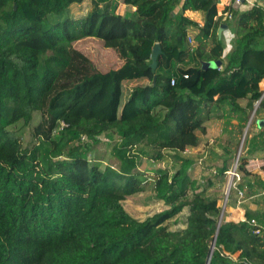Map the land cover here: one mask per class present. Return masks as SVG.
I'll return each mask as SVG.
<instances>
[{"label": "trees", "instance_id": "16d2710c", "mask_svg": "<svg viewBox=\"0 0 264 264\" xmlns=\"http://www.w3.org/2000/svg\"><path fill=\"white\" fill-rule=\"evenodd\" d=\"M85 1L0 0V264H264L255 213L219 227L218 200L203 196L182 155L200 145L219 100L264 110V8L124 0L136 10L123 16L116 0H90L84 18L67 16ZM186 11L204 12V25ZM222 24L235 35L231 49ZM190 29L200 44L212 40L207 61L221 70H202ZM35 113L36 144L26 148L15 126ZM83 136L114 139L117 166L102 169ZM150 184L165 209L140 220L125 202ZM185 209L186 227L170 230Z\"/></svg>", "mask_w": 264, "mask_h": 264}, {"label": "rangeland", "instance_id": "374dc122", "mask_svg": "<svg viewBox=\"0 0 264 264\" xmlns=\"http://www.w3.org/2000/svg\"><path fill=\"white\" fill-rule=\"evenodd\" d=\"M89 8L90 0L82 4H73L67 16L72 19H82L87 15ZM51 19L55 20V17L53 16ZM190 45L193 49V43ZM194 45H197V47L195 46L197 61H207L210 50L213 47L211 41L200 44L196 38ZM195 62L194 57H190L186 61V66H192ZM241 102L244 101L242 100ZM163 114L164 111L159 110L157 115L161 118ZM39 119L40 115L35 113L32 123L28 126L24 125L23 122L15 126L26 148H31L36 144L32 128L38 123ZM262 119H264V110L259 109L258 105L255 113L248 114L242 110H231L230 107L227 108L225 105L219 106L217 102L214 104L210 118L206 123L207 133L203 135L198 132L201 138L199 148H190L182 154L194 161L190 176L199 183L200 192H202L203 196L207 199L218 200L219 206L223 211L222 223L229 220H238L239 217H242L244 211L247 210L246 206H243L241 211H237L234 208L232 201L236 198L235 193L228 191L231 175H222V169L226 167L229 172L233 171L236 166L239 167L238 171L243 177L240 184L242 188L243 181L247 177L250 178L249 174L251 175L246 166L251 162L260 165L264 161V127L259 128L257 125V121ZM99 138H101L100 143L96 145L88 139L84 141L90 144L91 152L89 157L100 163L102 169L107 165L116 167L117 163L112 157L114 139L109 136ZM239 153L240 157L239 161H237ZM173 155L174 153L166 155V163L172 167H174ZM253 176L262 178L260 171L253 172ZM255 191L259 193L261 190L256 189ZM245 199H247V191ZM125 207L131 215L140 220H144L148 216L165 209L163 203L157 200L152 184L146 186L143 192L127 198ZM188 214L189 210L185 209L182 214L168 222L167 226L169 229L172 231L184 229Z\"/></svg>", "mask_w": 264, "mask_h": 264}, {"label": "crops", "instance_id": "0c3cea01", "mask_svg": "<svg viewBox=\"0 0 264 264\" xmlns=\"http://www.w3.org/2000/svg\"><path fill=\"white\" fill-rule=\"evenodd\" d=\"M252 1L254 4L261 6L264 8V0H245L244 6L241 8L240 11H245L247 9H249V5H247L248 2ZM117 4H118V12L123 15H129L135 12L136 8L126 5L124 4V0H116ZM233 2L234 0H221L220 1V10L223 11L225 9V7H233ZM185 16L190 18L192 21L200 24L201 26L204 25L205 22V14L204 12H199V11H186L185 12ZM228 26V25H227ZM198 35V30L195 29H190L188 32V38H192L194 39L193 42V53L197 54V51L195 52V49L197 47V45H194L196 38ZM219 35V33H218ZM224 37L225 43L226 45L229 47V49L231 48L232 43H234L235 41V35L234 33L231 31V29L229 28H225L224 31L222 32V34L219 36V38ZM212 43V40H209ZM196 46V47H195ZM192 57V56H191ZM186 66V63H185ZM244 102H241V101ZM238 99L237 103L239 104V106L241 107L240 110H242L245 105H246V99ZM218 101L219 106L225 105L227 108L230 107L231 110H234L231 103L228 100L225 101ZM257 107V106H256ZM234 111H238V110H234ZM244 111V110H242ZM226 121V120H223ZM199 148V147H197ZM196 149V148H194ZM262 164L258 165V164H254L253 162H251L249 165L246 166L247 170L251 173V175L249 174L248 176H250V178H246L243 181L242 184V189L247 191V199L245 201V204L243 206H246V209L249 211H252L255 213L256 215V220L257 222L260 224H262L264 226V196H262L260 193L262 192V190L264 189V174L263 171L260 169V166ZM260 171L262 174V178H255L253 176V172H257ZM260 174V173H258ZM242 175V174H241ZM243 178V177H242ZM244 186V188H243ZM256 189H260L261 191L258 193L255 190ZM236 200V198H235ZM245 213V211H244ZM240 218V217H239Z\"/></svg>", "mask_w": 264, "mask_h": 264}, {"label": "built area", "instance_id": "2783aa9c", "mask_svg": "<svg viewBox=\"0 0 264 264\" xmlns=\"http://www.w3.org/2000/svg\"><path fill=\"white\" fill-rule=\"evenodd\" d=\"M244 4H246L245 0H234L232 8H233L234 11H239L244 6ZM247 5H249V7L251 8V7H254L256 4H254L252 1H250V2L247 3ZM228 17L231 18V15H228ZM188 40H189L190 44L193 43V39L192 38H188ZM171 84H172V86H175V80H173ZM82 141H86V138L84 136L82 137ZM261 164L262 165L260 166V169L263 171V174H264V161ZM227 174L231 175L230 176V183H229V190L228 191L230 193H235V197H236V200H233L232 204L234 205V208L237 211H241L242 207H243V205H244V203L246 201V199H245L246 191L244 189H242L241 186H240L241 181H242V175L239 173L237 166L235 167V169L233 171L227 172ZM260 194L262 196H264V189L262 190V192ZM238 220L245 221L244 214ZM251 223L253 225H257V220L256 219H252ZM262 233H264V229H261L259 227L256 230V234H262Z\"/></svg>", "mask_w": 264, "mask_h": 264}, {"label": "water", "instance_id": "95a60500", "mask_svg": "<svg viewBox=\"0 0 264 264\" xmlns=\"http://www.w3.org/2000/svg\"><path fill=\"white\" fill-rule=\"evenodd\" d=\"M15 10H17V5H15ZM225 28H228V26L226 24H222L220 29H219V36L222 34V32L224 31ZM162 53L161 50V46L159 44H157L151 54V60H152V64L151 67L155 70L158 64V57L159 55ZM202 64V70H221L222 66H223V62L220 60H213V61H204L201 63ZM259 106V105H258ZM257 110V107L255 108V110L253 111V113H255ZM257 125L259 128H263L264 127V119L262 120H258L257 121ZM239 157H240V153L237 157V161H239ZM222 216H223V211L220 217V221H219V227L222 224ZM216 240H217V235L215 236L212 244H211V248H210V254H209V259L208 262H210L211 260V256L214 252L215 249V245H216Z\"/></svg>", "mask_w": 264, "mask_h": 264}]
</instances>
